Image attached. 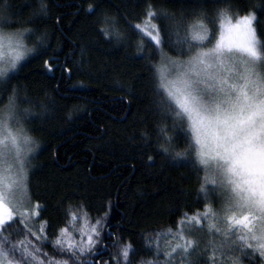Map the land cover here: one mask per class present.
Returning <instances> with one entry per match:
<instances>
[{
  "label": "snow or ice",
  "instance_id": "6c2138e0",
  "mask_svg": "<svg viewBox=\"0 0 264 264\" xmlns=\"http://www.w3.org/2000/svg\"><path fill=\"white\" fill-rule=\"evenodd\" d=\"M106 4L110 0H93L78 8L77 15L83 12L92 21L93 34L115 41L116 47L137 39L133 59L143 62L145 74L139 80L146 83L138 85L133 78L127 94L149 101L141 123L151 119L153 130L139 137L142 147H154L149 164L163 154L177 161V167H191L198 183L200 172L212 170L218 193L201 184L198 199L204 194V208L191 217L179 214L166 247L160 245L161 234L152 230L142 234L139 246L125 242L119 230L113 236L106 212L103 221L89 222L86 228L66 224L59 229L65 234L72 229L67 246L57 232L51 233L56 238L49 253L42 249L48 246L50 225L38 233L29 223L41 206L34 213L19 196L25 174L24 161H18L15 179L6 186L0 181V264H87L106 239L115 250L107 264H264V37L259 29L264 7L252 6L249 12L246 0L235 5L232 0H136L137 7H144L133 15L126 0L112 6L115 14ZM25 7L30 10L27 19ZM51 7L50 0H26L16 10L0 6V163L10 158L6 142L33 152L30 133L37 129L31 125L42 127L46 116L60 107L48 102L47 89L42 99L28 95L27 88L21 96L18 83L21 61L32 53L48 55L51 34L39 26L52 18ZM62 19L57 17V24ZM31 37L35 42L28 47L26 38ZM79 47V61L66 57L65 63L87 62L89 50ZM43 63L51 72L59 60L53 52ZM61 71L70 76L72 70ZM59 90L58 83L53 91ZM19 156L17 149L11 158Z\"/></svg>",
  "mask_w": 264,
  "mask_h": 264
},
{
  "label": "trees",
  "instance_id": "16d2710c",
  "mask_svg": "<svg viewBox=\"0 0 264 264\" xmlns=\"http://www.w3.org/2000/svg\"><path fill=\"white\" fill-rule=\"evenodd\" d=\"M92 2L50 0L52 18L39 26L42 32L51 34L48 55L32 53L18 66L21 96L27 88L28 95L42 99L47 89L51 97L48 102L51 104L54 100L60 106L54 115L46 116L42 127L40 123L31 125L37 130L30 133L33 143L39 147L28 163V195L33 204L41 206L39 218L36 215L35 220L41 232L44 226L50 225L45 233L48 246L42 251L52 252L51 242L56 237L51 233L57 232L61 239L63 235L71 236V227L67 234L60 233L59 229L66 224L78 228L83 222L103 221L106 212L113 236L119 230L125 242L139 246L142 234L148 235V230H152L161 234L163 248L170 241L166 234L171 225L180 220L179 214L188 213L191 217L204 208V194L198 199L201 184L208 192L218 193V189L205 183L203 171L198 183L191 167H177V161L163 154L156 155L154 163L149 164L147 158L153 155L154 147H142L144 142L139 138L146 129L153 130L151 119L141 123L149 101L147 97L133 99L127 94L133 78H137L138 85L146 83L139 80L145 74L143 62L133 59L137 56V39H132L127 47H116L115 41L94 35L92 21L83 12L77 15L78 8H87ZM126 2L133 15L144 7V4L137 7L136 0ZM232 2L235 5L237 0ZM25 3L26 0H8L5 4V0H0V6L12 10ZM118 3L119 0H110L106 10L115 14L112 6ZM246 3L249 12L252 6L264 7V0H246ZM29 14L30 10L25 7L24 19ZM57 17H63L59 24ZM132 23L137 20L132 19ZM259 29L260 36L264 37V23ZM34 42L35 37L26 38L28 47ZM81 44L89 50L87 62L80 66L65 63L66 57L69 61H79ZM53 52L59 63L50 72L43 61ZM62 68L71 69V75L61 71ZM58 83L60 90L53 91ZM151 141L154 145L155 135ZM17 227L14 225L13 229ZM112 242L104 240L98 251L87 257V264L93 261L107 264L115 251Z\"/></svg>",
  "mask_w": 264,
  "mask_h": 264
},
{
  "label": "rangeland",
  "instance_id": "374dc122",
  "mask_svg": "<svg viewBox=\"0 0 264 264\" xmlns=\"http://www.w3.org/2000/svg\"><path fill=\"white\" fill-rule=\"evenodd\" d=\"M221 32H223L226 35V31L224 29H221ZM5 147H6V151L10 153V158L6 159L3 163H0V181H2V183L6 186L10 181L14 180L15 176H16V172H17L18 168L20 167V163L18 161H24L23 172L25 174V180H24L23 184L21 185V190L19 192V196L24 200V202L26 204L29 202L31 203V205L33 207V212L35 213L36 205L30 201V198L28 195L27 175H28L29 160L37 152V147L33 143L31 145V147L34 150L31 153H26V149H25L23 144H18L17 146L13 147L10 143L6 142ZM17 149H19V151H20V156L17 160H14L11 157H16ZM217 179L218 178L215 177L212 170H209L206 173L204 172V181L207 185L216 187V185L213 183V181H215ZM36 215L37 214H34L32 216V219L29 223H30V226L33 227L34 230L39 233V232H41V229L35 223ZM201 215H203V213H201ZM32 221H34V223H32ZM185 223H188V221H185ZM87 225L88 224L86 222H83L80 226H84L86 228ZM63 236L64 237L62 238V240L64 241L65 246H67V243L69 242L70 236L69 235H63ZM166 236L171 240V237H169L167 234H166ZM78 237H79V235H78ZM181 243H182V241H181Z\"/></svg>",
  "mask_w": 264,
  "mask_h": 264
}]
</instances>
